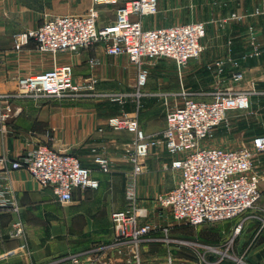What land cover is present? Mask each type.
<instances>
[{
    "label": "crops",
    "instance_id": "crops-1",
    "mask_svg": "<svg viewBox=\"0 0 264 264\" xmlns=\"http://www.w3.org/2000/svg\"><path fill=\"white\" fill-rule=\"evenodd\" d=\"M91 5L92 0H0V93L17 92L20 77L69 63L77 82L96 79L95 88L100 93H128L124 108L132 112L139 103L141 127L148 134H156L166 127L168 110L180 102L178 94L183 89L194 92L197 98L210 99V92L217 86H255L258 92L252 97L251 110L256 114L257 125L251 126L248 116L234 119L227 127L217 128L208 145L238 148L234 143L239 138V143L252 146L253 139L246 143L244 138L264 134V0H159L158 13L145 16L144 25L206 22L205 49L200 57L190 60L181 74L173 60L162 61L153 69L147 64L149 77L139 100L133 95L137 91V66L127 55L107 54L103 43L79 52H61L57 57L39 50L34 41L19 50L14 47L16 33L35 28L55 14L84 13ZM233 14L241 18L229 19ZM115 18L114 7H101L100 26ZM252 38L260 47L259 56L251 55ZM238 69L244 70L245 78L236 83L232 75ZM104 101L102 97L34 100L25 96L12 100V107L18 112L6 123L0 120V155L14 159L38 144H48L80 157L92 169L100 186L77 188L72 202L62 204L53 188L41 185L28 170L11 171L10 180L4 179L0 170V264H67L59 260L74 254L85 259L93 255L97 258L94 264H101L105 258L109 264L123 260L114 249H101L115 240L113 210L124 209L128 204L127 174L132 166L124 154L133 134L109 126L108 118L119 113L121 106L108 99L113 111L105 108ZM96 154L110 157L111 172L100 170L94 162ZM173 158L165 148H160L158 154L154 152L149 157V170L137 178L139 203L154 211L149 220L156 225L141 244L142 264H169V254L174 264H202L201 254L209 250L208 246L216 250H209L210 260L206 264H229L228 257L222 258L221 253L227 249L228 240L207 245L208 231L199 229L201 225L192 226L196 228L195 235L185 239L183 223H173L169 236L203 244L206 250L199 248L194 253L189 247L193 245L185 248L184 244L164 240L162 227L166 222L159 216L162 211L155 198L173 188L179 178L178 171L164 168V163ZM255 165L264 169V153L256 154ZM261 191L264 198V180ZM14 202L18 209L12 207ZM18 219L24 223L25 238L10 236L12 224Z\"/></svg>",
    "mask_w": 264,
    "mask_h": 264
},
{
    "label": "built area",
    "instance_id": "built-area-1",
    "mask_svg": "<svg viewBox=\"0 0 264 264\" xmlns=\"http://www.w3.org/2000/svg\"><path fill=\"white\" fill-rule=\"evenodd\" d=\"M103 6L114 7L116 18L100 26ZM158 11L159 0H92V5L84 13L55 14L35 28L16 33L14 47L19 50L34 41L39 50L57 57L61 52H79L103 43L107 54L127 55L137 66V91L133 95L139 100L149 77L147 64L168 58L175 62L181 74L190 60L200 57L205 49L206 22L146 27L144 17ZM239 18L240 15L233 14L229 19ZM251 45V55L259 56L261 50L254 38ZM232 78L236 83L243 81L244 70L234 71ZM95 83L96 79L77 82L73 65L69 63L55 64L43 73L20 77L17 92L0 93V120L6 123L18 112L13 109L12 100L20 96L34 100L44 97H102L120 104V112L110 116L108 124L114 130L133 134L124 154L132 166L127 174L128 204L124 209L113 210L111 220L115 240L101 249H114L122 256L123 260L118 264H142L141 244L156 228L149 220L154 211L139 203L137 178L149 170L148 159L154 152L158 154L160 148L174 156L171 162L164 163V168L179 172L174 187L155 198L162 211L159 216L166 222L162 228L166 234L164 240L168 243L195 245L191 241L171 238L169 230L173 223L197 227L236 218L259 201L264 169L257 168L255 156L264 153V134L255 136L252 146L226 148L204 144L215 135L218 126L228 120L229 113L251 110L252 97L258 92L255 86L249 89L217 86L210 92V99L197 98L194 92L183 89L178 94L180 102L168 110L166 127L159 133L148 134L140 125L139 103L137 109L129 112L124 108L128 93H100ZM94 162L101 171L111 172L112 160L106 154H96ZM21 168L28 170L41 185L51 186L62 204L72 202L77 188L95 189L100 186V181L92 175V169L84 165L80 157L48 144H38L14 159L6 154L0 155L4 179L10 180L11 171ZM1 203L6 205L5 201ZM11 205L18 209L15 202ZM261 221L259 231L264 229V217ZM243 227L244 221L236 226L234 235H238ZM10 236L26 237L22 220L13 222ZM228 251L229 245L221 252L222 258L232 257ZM96 261L93 255L85 259L81 254L59 260L67 264H94ZM100 263L109 264V261L105 258ZM168 263L174 264L171 254Z\"/></svg>",
    "mask_w": 264,
    "mask_h": 264
},
{
    "label": "rangeland",
    "instance_id": "rangeland-1",
    "mask_svg": "<svg viewBox=\"0 0 264 264\" xmlns=\"http://www.w3.org/2000/svg\"><path fill=\"white\" fill-rule=\"evenodd\" d=\"M166 61V62H172L171 59L168 58H159L152 62L150 64V68L153 69L156 67L160 62ZM171 64V63H170ZM173 71L175 72V66L173 63L171 64L170 67ZM108 99L105 98L104 101V106L105 108H113L109 106L110 103L107 101ZM115 109V108H114ZM114 111V110H113ZM239 113H245V112H239ZM237 112H231L228 114V120L224 122L223 124L219 125L218 128H223L227 127L230 123V121L238 118H245V116L249 117V121L251 126L257 125V119H256V114L250 110L249 112H246V114H239ZM236 115V116H235ZM235 116V117H234ZM216 132V131H215ZM260 132V131H259ZM215 136L212 138L208 139L206 142H204L205 145H208V141L214 139ZM253 136H251L248 139H245V142L248 140H252ZM241 139L235 140V147H239L244 145L243 143H239ZM247 143V142H246ZM245 143V144H246ZM261 217H264V198H260L259 201L249 210H247L245 213L241 214L240 216L232 219H227V220H222L214 223H205L201 226H199V229L206 230L208 233L209 237L205 240V243H208L207 245L211 243H219L223 240H228V245H229V251L231 257H226L227 262L229 264H264V229L262 231H259L260 226H261ZM244 221V227L242 231L238 235L235 234V228L236 226ZM184 228V237L190 238L191 236L195 235L196 228L189 226L188 224H183L182 225ZM190 236V237H189ZM234 240V241H233ZM239 241H242L239 247H237V243ZM186 248V245L184 246ZM192 249L191 252L195 253L196 249H203L206 250V246L203 244H195L193 246H189ZM206 248V249H205ZM187 250V249H185ZM210 250V249H209ZM204 251L201 254V263L206 264V261L210 260V251ZM225 250V249H224ZM186 252V251H185ZM240 259L242 261H240ZM198 263V259L196 260Z\"/></svg>",
    "mask_w": 264,
    "mask_h": 264
}]
</instances>
